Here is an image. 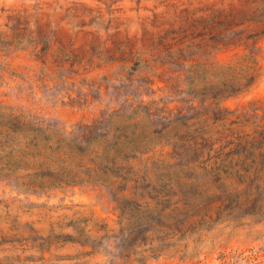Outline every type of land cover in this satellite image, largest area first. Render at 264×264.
I'll return each mask as SVG.
<instances>
[{"label": "rangeland", "instance_id": "rangeland-1", "mask_svg": "<svg viewBox=\"0 0 264 264\" xmlns=\"http://www.w3.org/2000/svg\"><path fill=\"white\" fill-rule=\"evenodd\" d=\"M14 117L52 138L110 117L197 158L174 177L159 142L117 200L0 179V264H264V0H0V135Z\"/></svg>", "mask_w": 264, "mask_h": 264}, {"label": "trees", "instance_id": "trees-1", "mask_svg": "<svg viewBox=\"0 0 264 264\" xmlns=\"http://www.w3.org/2000/svg\"><path fill=\"white\" fill-rule=\"evenodd\" d=\"M259 76L258 71L246 69L244 83H225L213 97L223 100L239 95L250 89ZM7 124L14 130L0 135V179L12 180L18 193L44 194L64 186H93L107 190L117 200V194L124 191L134 174L132 163L155 153L159 142L171 149L168 168L180 170L172 174L174 177L183 174L197 158L191 147L195 140L192 137H174L173 142L160 141L158 133H118L112 131L110 117H100L53 138L48 134L50 130L34 120L14 117ZM246 157L264 159V153L251 151Z\"/></svg>", "mask_w": 264, "mask_h": 264}]
</instances>
